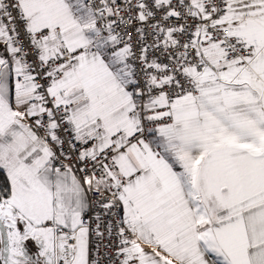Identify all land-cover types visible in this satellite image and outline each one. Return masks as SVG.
<instances>
[{
    "label": "snow or ice",
    "instance_id": "6c2138e0",
    "mask_svg": "<svg viewBox=\"0 0 264 264\" xmlns=\"http://www.w3.org/2000/svg\"><path fill=\"white\" fill-rule=\"evenodd\" d=\"M0 264H264V0H0Z\"/></svg>",
    "mask_w": 264,
    "mask_h": 264
}]
</instances>
